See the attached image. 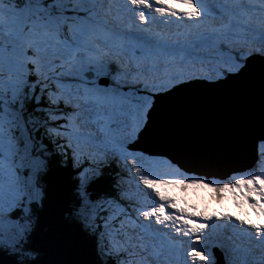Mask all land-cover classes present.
I'll use <instances>...</instances> for the list:
<instances>
[{"label":"snow or ice","instance_id":"obj_1","mask_svg":"<svg viewBox=\"0 0 264 264\" xmlns=\"http://www.w3.org/2000/svg\"><path fill=\"white\" fill-rule=\"evenodd\" d=\"M0 264H264V0H0Z\"/></svg>","mask_w":264,"mask_h":264},{"label":"rangeland","instance_id":"obj_2","mask_svg":"<svg viewBox=\"0 0 264 264\" xmlns=\"http://www.w3.org/2000/svg\"><path fill=\"white\" fill-rule=\"evenodd\" d=\"M218 172L219 169L217 167H210V170L208 173H206V175H208L209 178L215 177L216 179H219L217 177ZM165 194L173 196L174 198L179 200L181 206H185V204L194 205L196 208H198V210L207 211L209 214H211L213 211H218L219 208H229V206L231 205V198L229 195H226L225 200L220 203L213 200V192L211 189H209V191L207 192H202L194 196L190 191L188 193H182L179 187H172L165 189ZM235 211L236 210L230 212H233V214H235Z\"/></svg>","mask_w":264,"mask_h":264},{"label":"water","instance_id":"obj_3","mask_svg":"<svg viewBox=\"0 0 264 264\" xmlns=\"http://www.w3.org/2000/svg\"><path fill=\"white\" fill-rule=\"evenodd\" d=\"M164 112H165L164 106L162 104L158 105L157 114L162 116V115H164ZM249 152L253 156V153L251 151H249ZM248 153H246L244 156H242L240 158H237L235 160L230 161L229 163H227L224 166L217 167L219 169V171H221V173L217 174V177L220 178V179H224V178L227 177L226 174H229V173H231L234 170H243L246 167H248L251 164V161H252V159L249 157ZM229 164H231V167H229ZM205 168L207 170H210V167H205ZM198 169H201V168H198ZM223 172H225V174ZM197 173L206 174L207 172L198 170ZM55 258H56V256L54 255L53 259H55Z\"/></svg>","mask_w":264,"mask_h":264},{"label":"bare ground","instance_id":"obj_4","mask_svg":"<svg viewBox=\"0 0 264 264\" xmlns=\"http://www.w3.org/2000/svg\"><path fill=\"white\" fill-rule=\"evenodd\" d=\"M248 155H249V157L251 158V159H253V156L251 155V153L249 152L248 153ZM229 167H231V164H229ZM193 170H201V171H206L207 169H205V168H201V169H195V168H193ZM232 174V173H231ZM198 209V208H197ZM200 209V208H199ZM214 212V211H213Z\"/></svg>","mask_w":264,"mask_h":264},{"label":"clouds","instance_id":"obj_5","mask_svg":"<svg viewBox=\"0 0 264 264\" xmlns=\"http://www.w3.org/2000/svg\"><path fill=\"white\" fill-rule=\"evenodd\" d=\"M198 171V170H197Z\"/></svg>","mask_w":264,"mask_h":264}]
</instances>
